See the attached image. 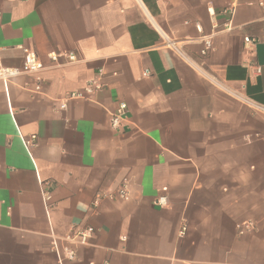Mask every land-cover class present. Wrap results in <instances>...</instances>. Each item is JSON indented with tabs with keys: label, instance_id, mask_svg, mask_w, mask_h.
Here are the masks:
<instances>
[{
	"label": "crops",
	"instance_id": "crops-1",
	"mask_svg": "<svg viewBox=\"0 0 264 264\" xmlns=\"http://www.w3.org/2000/svg\"><path fill=\"white\" fill-rule=\"evenodd\" d=\"M259 1L0 0V64H45L39 94L0 81V264H58L54 242L76 251L65 264H264ZM101 70L102 91L63 102Z\"/></svg>",
	"mask_w": 264,
	"mask_h": 264
},
{
	"label": "built area",
	"instance_id": "built-area-1",
	"mask_svg": "<svg viewBox=\"0 0 264 264\" xmlns=\"http://www.w3.org/2000/svg\"><path fill=\"white\" fill-rule=\"evenodd\" d=\"M259 6L264 8V0L259 1ZM197 30L201 32V27L197 25ZM245 42L247 44H255V41L250 38H245ZM203 47L201 49V56L206 57L208 54L213 50V44L211 39L204 38L203 39ZM60 57L67 58L69 62H76L77 57L73 54H52L51 59L53 62L58 61ZM45 70V64L42 62V60L37 56L35 52H32L30 50L25 51V57L24 62L21 68H8L4 67L0 64V81L4 83H10L14 79L20 77V76H30L33 78V88L31 91L33 93L39 94L43 90V77L42 72ZM260 72V68L257 70ZM149 74L148 71L144 72V76L147 77ZM102 76L103 71H99L96 78L89 81L84 89L80 92H75L68 94L63 102H67L69 100H90L93 98V96L104 89V84L102 82ZM64 103V104H65ZM127 110L128 106L126 103H121L117 107V109L110 114V125L114 130H120L123 127V124L127 117ZM254 110L258 113L264 114V108H254ZM264 140V137H262ZM37 137L31 136L30 139L26 140V145L28 147H32L36 145ZM163 192H166V189H163ZM117 199L122 200H128L129 198V191L127 186L122 187L120 190L117 191V193L114 196ZM45 199L47 202L51 200V195L49 193H46ZM155 204L161 208H164L168 204V198L163 195L160 196ZM237 229L239 231L240 235H244L248 232L254 231L256 229V225L253 222H244L242 224H239L237 226ZM188 229L186 226H184L180 232L179 235L181 237L185 236ZM94 233L93 228H87L80 232H75L72 235L68 237V241L70 242H77L80 244H87L89 242V239L91 238L92 234ZM53 249L56 253L58 264H65L66 262L74 261L76 259V251L73 248L70 247H64L60 248L57 242L53 243Z\"/></svg>",
	"mask_w": 264,
	"mask_h": 264
}]
</instances>
